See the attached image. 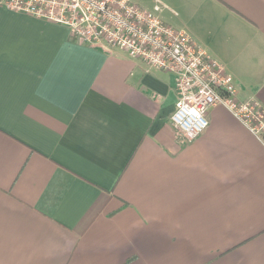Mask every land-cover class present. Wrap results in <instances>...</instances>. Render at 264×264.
<instances>
[{"label": "crops", "instance_id": "1", "mask_svg": "<svg viewBox=\"0 0 264 264\" xmlns=\"http://www.w3.org/2000/svg\"><path fill=\"white\" fill-rule=\"evenodd\" d=\"M154 4L264 107V0ZM177 101L172 74L0 0V264H264V146L223 106L186 143Z\"/></svg>", "mask_w": 264, "mask_h": 264}, {"label": "built area", "instance_id": "2", "mask_svg": "<svg viewBox=\"0 0 264 264\" xmlns=\"http://www.w3.org/2000/svg\"><path fill=\"white\" fill-rule=\"evenodd\" d=\"M16 13L67 27L72 40L110 51L119 49L150 70L172 74L178 101L171 122L191 143L209 128L210 109L223 106L264 146V107L241 102L233 78L184 33L130 0H4Z\"/></svg>", "mask_w": 264, "mask_h": 264}, {"label": "rangeland", "instance_id": "3", "mask_svg": "<svg viewBox=\"0 0 264 264\" xmlns=\"http://www.w3.org/2000/svg\"><path fill=\"white\" fill-rule=\"evenodd\" d=\"M145 5H141L139 4L140 8L144 9V10H148V11H153L154 10V0H144ZM172 10H174V7H168ZM160 16V18L169 26H171L175 31L177 32H185L184 28L182 26L183 24V18L182 15L177 16L176 18H174V16H172L171 12L168 10H165L163 13H159L158 14ZM171 16L173 18H171Z\"/></svg>", "mask_w": 264, "mask_h": 264}]
</instances>
